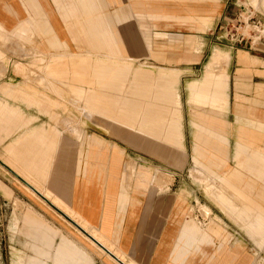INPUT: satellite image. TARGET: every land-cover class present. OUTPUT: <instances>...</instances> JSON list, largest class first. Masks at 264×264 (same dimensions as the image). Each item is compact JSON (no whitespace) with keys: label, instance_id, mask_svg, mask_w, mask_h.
<instances>
[{"label":"crops","instance_id":"crops-1","mask_svg":"<svg viewBox=\"0 0 264 264\" xmlns=\"http://www.w3.org/2000/svg\"><path fill=\"white\" fill-rule=\"evenodd\" d=\"M246 12L264 25V0H0V209L23 215L33 230L28 264H121L106 251L98 255L92 245L103 248L86 234L92 245L41 218L51 211L87 225L129 264H264L256 251L264 248V40L208 52L218 24ZM205 58L201 76L185 86L193 162L221 182L206 193L219 206L221 222L214 223L186 213L194 192L162 191L154 157H135L129 143L143 140L160 154L172 148L175 160L184 159L177 66ZM95 59L107 61L101 70L121 75L122 86L131 74L143 87L148 82L156 103L150 133L132 131L135 121L123 123L128 111L115 115L122 102L103 92L84 94L92 116L77 111L80 82L91 78L81 65L92 74ZM142 59L157 66L151 80L132 64ZM18 63L38 73L23 76ZM162 71H169L163 85ZM112 79L103 87L117 89ZM97 117L121 127L120 141L97 132ZM230 142L234 163L220 171Z\"/></svg>","mask_w":264,"mask_h":264},{"label":"rangeland","instance_id":"rangeland-1","mask_svg":"<svg viewBox=\"0 0 264 264\" xmlns=\"http://www.w3.org/2000/svg\"><path fill=\"white\" fill-rule=\"evenodd\" d=\"M242 7H246V5H242ZM245 12V11H244ZM250 14L248 12L242 13V17L246 19ZM236 15L233 16L231 20H226L222 21L218 24L217 28L210 33V37H208V40L210 39V44L208 46L209 51L211 52L215 48H218L220 50H229L231 47H236V46H242L234 43V41L230 40V35L233 33L231 32L230 35L225 38L223 37V29H221V25H224L225 23H229L230 28L232 26L233 31L238 27V24H235L234 20L236 19ZM242 20V19H241ZM233 23L235 24L233 27ZM207 39V36H206ZM235 39V36L233 37ZM206 41V40H205ZM205 41H201L200 46H204ZM24 42H22L23 44ZM202 50V49H201ZM103 53H107L106 55H111V56H116L115 54H111L110 50L103 49L101 50ZM204 50V55L207 54ZM106 55H96L93 56L95 57H104ZM23 58V57H22ZM97 60L95 59L93 61L94 65V71L91 74V69H89V65L87 66L88 68L86 71H84L83 64L82 66V74H85V76H91L88 80H81L80 82V88L79 92H81V104L78 105L79 108L77 107V111L80 112L81 116L89 117L90 115L92 116V112L90 113V109H88V105L86 103V98H84V94H89L91 97L94 98L97 96V93L103 92L106 95H109L111 97H108V100H113L117 102H122L121 104H118L119 108L116 110L115 115L121 116L122 111L126 113L127 111L129 112L130 120L129 121H122L123 123H126L127 125H131L132 122L135 121L136 126L131 127L130 129L133 130H139L140 133L143 134H148L150 133L155 125V122L152 120H149V118H156V112L151 111V109L155 110L154 104L155 102L152 103L153 101L149 96H147V93H149L153 89H148L146 83V87H143V84H139V81L134 80V76L131 74L130 75V85L129 87L124 84L122 86V82L119 80L121 79V75L119 76H113L115 73L112 70H108L110 72L108 75H105L107 73L103 72L101 70L100 65H107V61L102 60L98 61L97 64L95 63ZM207 61V58L204 59L203 63L200 62L199 65L194 66L193 68H188V67H183V66H177V68H182L180 77L178 78V88H179V94L181 98V116H182V135H183V144H184V159L182 157V160L179 158H176L175 160V154L178 153L176 150L172 148H168L166 150V154H160L159 152H154L152 149L150 150L147 148L144 144L143 140L134 141L129 135V138L132 139L131 141L129 140L130 143V148H132V152L135 154V157H139L141 160L152 163V158L154 157V163L156 171H158L160 178H161V188L162 191H170V186L171 190L174 191H181L183 196H187V193L189 192H194V201H188L186 203V213L192 217L195 218L196 214L201 213L204 218L208 217V222L209 223H214V222H221V219L216 215L217 213V207L219 206L214 202V200L210 197L208 198L207 192H208V186L212 187V190L216 191L220 188L221 182L218 180L216 175V172L212 169L209 168H199L197 167L194 162H193V153H192V138H193V132L194 129L190 124V119H191V112L192 109L186 102V97H187V89H186V83L189 80L199 78L201 76V73L203 71V66L204 63ZM37 62V61H36ZM19 64V65H18ZM17 65V71L20 72L23 76H31L35 75L38 72L35 71V66H33V70H30V65L28 66L27 72L25 71V67L23 65H20L18 63ZM133 66H139L140 64L145 68L144 71L146 74L148 73L150 77H148L147 80H151L152 74L150 70L152 69L153 72L156 73L157 71V66L156 64L149 62L147 59H142V60H134L133 61ZM198 64V63H195ZM194 64V65H195ZM110 66V64H108ZM163 66V65H162ZM150 68V69H149ZM184 68V69H183ZM39 69V68H38ZM107 71V70H106ZM90 73V75H89ZM169 71H162V73L157 74V76L161 77V85L164 84V76L167 75ZM134 77V78H133ZM114 78V82L116 85H119V87L116 89L112 88H104L103 85L105 84V81H112ZM82 79V76H81ZM101 80H103L101 82ZM107 84V83H106ZM77 90V89H76ZM75 90V92H76ZM71 93L73 94V91L71 89ZM77 94V93H76ZM149 95V94H148ZM110 98V99H109ZM96 99V98H95ZM157 102V101H156ZM158 108L161 109L165 107V104H157ZM65 107L68 108V105H65ZM68 110V109H65ZM97 112L99 114H97ZM93 110V113L98 115L99 117L104 115L101 113V111ZM136 116L135 118H133ZM97 117L96 119H92L91 122L96 125L95 129H97V132L100 134H103L107 136L108 138H114L118 139L120 141V133L121 130L119 126L113 123L109 124H104L101 119ZM135 119V120H134ZM155 120V119H154ZM228 121L231 122L232 118L229 116ZM149 122H153L150 124ZM81 134L85 136L84 133V127L87 125V122L85 119H81ZM231 124V123H229ZM138 125V126H137ZM232 125V124H231ZM129 130V129H128ZM131 132V131H129ZM234 143L230 142L229 146V163L227 167H222L220 171L227 170L228 168H231V165H233V160H232V150H233V145ZM262 147H264V141L259 143ZM179 155V154H178ZM132 167L133 172H137L140 169V166L137 163L131 162L129 163ZM137 164V165H136ZM136 166H139L138 170L136 171ZM152 171V169H151ZM131 174H134V173ZM224 178V177H223ZM175 188V189H174ZM206 188V190H205ZM201 194L204 195L203 200L201 199ZM236 202L239 201V199L234 200ZM1 204V203H0ZM210 208H213L214 211H212ZM210 209V210H209ZM193 211V213H192ZM51 215L41 217L43 220H45L47 223H49L52 226H56L58 228L64 229V231L69 234V235H76L80 239L86 241L90 245H92L87 238L84 236V232L82 231L81 228H78L74 224L70 223L67 221V218H65L63 215L59 214L57 211H51ZM211 213V214H210ZM207 216V217H206ZM40 217V216H39ZM76 217V216H74ZM73 217V219H74ZM79 219V218H77ZM197 220V218H195ZM91 229V228H90ZM32 233L33 230L29 229V226L24 223L23 221V215H9V210L4 209V206L1 207L0 209V264H28L26 261L31 257L34 256L33 251L30 248V243L33 242L32 238ZM73 233V234H72ZM95 233V232H94ZM257 239V237H256ZM98 253V255H105L106 254L98 249L95 245H92ZM257 257L258 260L264 258V248L262 247L257 248ZM20 260H24V262H19ZM263 260V259H261ZM53 264V263H50Z\"/></svg>","mask_w":264,"mask_h":264},{"label":"built area","instance_id":"built-area-1","mask_svg":"<svg viewBox=\"0 0 264 264\" xmlns=\"http://www.w3.org/2000/svg\"><path fill=\"white\" fill-rule=\"evenodd\" d=\"M240 15L234 20L235 24H238V27L233 31L232 26L228 28L229 23L221 25L223 29V37L227 38L231 32L230 40L238 45H245L247 43L253 45L256 42L264 40V25L261 24L254 16H248L246 19H242ZM233 23V27L235 25ZM235 36V39L233 37Z\"/></svg>","mask_w":264,"mask_h":264},{"label":"bare ground","instance_id":"bare-ground-1","mask_svg":"<svg viewBox=\"0 0 264 264\" xmlns=\"http://www.w3.org/2000/svg\"><path fill=\"white\" fill-rule=\"evenodd\" d=\"M70 220V219H69ZM71 221V220H70ZM72 222V221H71ZM76 225V224H75ZM81 225V227L85 230V231H87V232H89L92 236H90L87 232H85L81 227H79V228H81L82 229V231L89 237V238H91L92 240H94L96 243H98L99 245H103L100 241H101V238L96 234V233H94V232H90L89 231V228H88V226L87 225H84V224H80ZM93 237V238H92ZM89 240V239H88ZM104 247H105V249L107 248L105 245H103ZM104 253H106L103 249H101ZM107 250L108 251H110L108 248H107ZM110 253L112 254V255H114L117 259H119V260H121V262H122V260L124 261V262H126L127 264H129L127 261H126V259L123 257V256H121L118 252H116L113 248H111V251H110ZM107 254V253H106ZM107 255H110V254H107ZM111 256V255H110ZM116 262V261H115ZM123 262V263H124Z\"/></svg>","mask_w":264,"mask_h":264},{"label":"water","instance_id":"water-1","mask_svg":"<svg viewBox=\"0 0 264 264\" xmlns=\"http://www.w3.org/2000/svg\"><path fill=\"white\" fill-rule=\"evenodd\" d=\"M60 212V211H59ZM61 213V212H60ZM65 218L68 219V217L66 215H64L63 213H61ZM69 220V219H68ZM70 221V220H69ZM104 251H106L108 254H110L112 257H114L115 259H117L114 255H112L107 249H105L102 245H100ZM119 261V259H117ZM121 264H123L121 261H119Z\"/></svg>","mask_w":264,"mask_h":264}]
</instances>
